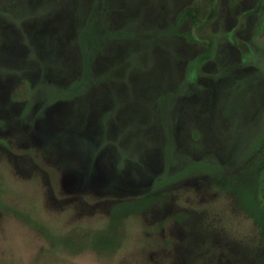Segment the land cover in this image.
<instances>
[{
  "label": "flooded vegetation",
  "instance_id": "af4514ba",
  "mask_svg": "<svg viewBox=\"0 0 264 264\" xmlns=\"http://www.w3.org/2000/svg\"><path fill=\"white\" fill-rule=\"evenodd\" d=\"M34 1H38L37 8L33 7ZM207 1L213 6V12L220 10L222 0ZM237 1L240 4H234L236 11L231 9V12L237 13L239 8L240 12H243L241 6L245 7L251 3L264 5V0ZM43 2L45 0H8V4L0 2V34L13 37L15 46L11 44L9 49L22 64L16 69L11 68L12 71L15 74L20 71L19 74L22 76H30L37 72L39 82L43 86L41 91L29 96L27 102L35 104L27 107L21 115L13 113L16 105L8 94L0 96V135L9 138H0V150L8 151L12 144L18 147L34 139L40 141L42 145L58 146L61 162L68 165L57 180L63 196L60 201L62 208L66 209L83 197L91 195L96 202L92 205L86 204L87 210L90 214L101 211L108 221L107 229H111L108 232L114 233V230L118 232L120 227H123L124 221L130 216L148 210L156 204L168 203L182 187H200L199 184L205 181L208 188L215 184L231 194L235 203L242 209L239 200H236L235 192L230 190L232 180L230 176H242L244 173L247 174V171L257 177L255 189L258 190L257 195L260 198L264 181V98L255 102L252 114L250 113L248 122H245L239 138L228 147L218 141L214 142L213 150L207 151L210 156H207L204 165L199 163L202 161L201 158L192 155L194 144L191 143L198 142L196 139L200 136L201 127H205L203 129L207 131L206 133H215V138H222L229 126L231 100L234 93L245 84L246 79L243 78L245 73L251 76L253 84L264 81V45L253 44L255 38L264 34V14L258 21L252 45L246 40H241L244 39L241 31L239 34H218L206 43L205 51L187 63L183 61L186 55L184 45L192 44L196 39L191 31L178 34V28L183 22H191L197 24L198 28L201 27L197 16L199 8L195 6L184 9L175 17L173 25L168 30H162L159 24L162 14L160 8L157 10L154 6V14L145 13L142 8H133V3L125 0L128 17L121 30L111 27L110 11L106 14V26L113 30L112 34L126 30L128 23L133 22L131 20L133 17H138L139 20L145 14L144 21L148 29L145 37L152 51L156 49V42L164 39L172 41L181 38L186 43L179 40L181 45L179 49L174 50L166 43L163 47L167 51L157 47L161 51L159 53L169 57L166 62L160 61L157 68L155 66L148 68L145 64V67H136L132 60V52L119 45L106 53L103 52L108 55L114 52L120 54L111 56L103 67H99L98 64L103 53L98 55L94 53L91 71L99 76L98 79L104 77L106 73L108 75L111 72L112 76L118 72L125 80L121 77L123 81L118 84L115 80L121 79L120 76L114 78L115 80L100 79L93 93L87 95L85 99L73 101L50 97V82H56L51 75L45 76L39 68L31 73L22 71L27 67L38 66L34 57L28 61L18 57L17 50L21 46L30 49L24 40L21 42L24 34L28 32L42 39L48 37L56 39L58 35H64L63 29L51 28L49 23L51 17L64 12V9L50 14L36 13ZM21 5H24L25 9L20 7ZM237 5H240L238 9ZM151 6L153 4L147 7ZM221 10L231 14L225 5ZM219 39L226 40L230 45L228 48L235 49L236 57L233 58L228 52L224 53L222 62L219 61L222 67L220 73L216 77H203L201 71L214 58ZM1 48L2 41L0 54ZM145 53L141 55L142 61ZM158 58L163 60L162 57ZM77 63L76 61L74 64L75 68ZM0 64L7 65L1 61ZM178 66L181 68L178 69ZM77 67L79 68V64ZM75 68L73 69L75 76L70 81L85 73L84 62L81 74L79 71L75 72ZM2 70L6 69L0 68L1 74ZM65 79H59V85ZM100 95L104 97V102L100 101V108L95 109ZM162 100L175 104V114L170 117L163 115L165 121L162 119L163 116L154 115L155 102ZM194 117L200 119L202 124L193 125ZM14 126L20 128L16 129ZM164 126L169 130L167 135L164 133ZM187 145H191L190 149ZM181 151H186L185 155H192V161L178 168L170 164L169 159L171 155L177 156ZM8 153L11 155L9 151ZM218 165L224 168L216 167ZM199 166H204L205 169H200ZM170 190H174L172 194ZM261 202L260 199V205L264 208ZM172 215L183 236L179 264H197L203 255L199 250L201 246L212 241L210 236L214 230L213 227L209 228L211 225L207 223L209 218L206 211L177 209ZM249 217L255 225L256 234L252 241L256 243L251 253L243 254L242 251H238V255L237 252L240 257L238 263L264 264V232L260 234L259 223L250 213ZM106 235L107 233L105 239ZM95 236L96 234H92L90 237ZM113 237L111 239L113 242L107 243L109 248L107 244L103 246L107 249L117 247L119 239Z\"/></svg>",
  "mask_w": 264,
  "mask_h": 264
},
{
  "label": "rangeland",
  "instance_id": "374dc122",
  "mask_svg": "<svg viewBox=\"0 0 264 264\" xmlns=\"http://www.w3.org/2000/svg\"><path fill=\"white\" fill-rule=\"evenodd\" d=\"M0 2L8 4V0H0ZM129 2L133 3V8H142L143 12L150 14H154V6L157 10L160 8L162 14L159 24L162 30H168L173 25L175 17L184 9L195 6L199 8L197 16L201 27L198 28L197 24L191 22H183L178 28V34L191 31L196 39L192 44H187L185 40L179 38L186 43L184 45L186 55H183L185 57L183 61L187 63L205 51L206 43L218 34H239L241 31L243 34H240L244 35V39L241 40H246L252 45L251 41L255 36L258 21L264 14V5L252 3L245 7L241 6L243 12H240V8L238 9L240 5H237L236 13L233 5L240 4L237 0H222L220 10L217 12H213V6L207 0H129ZM33 4L34 8L39 6L38 1H34ZM150 4H153L152 9L147 7ZM223 4L231 14L221 10L224 8ZM42 5L36 12L41 15L64 9V12L49 20L51 28L64 30V37L58 35L56 39L52 37L42 39L27 32L21 42L24 40L30 49L21 46L17 51L18 57L23 61H28L31 57L37 59L38 66L24 68L23 72L31 73L39 68L45 76L51 75L54 78L56 82H50L49 85L50 97L79 101L96 90L100 79L115 80L114 78L119 76L123 78L118 72L112 76L110 72L98 79L99 76L91 71L94 53L96 55L106 53L119 45L132 52V60L136 67L147 65L148 68L154 66L157 68L160 61L166 62L169 58L159 53L161 52L159 48L167 51L163 47L166 43L172 50L179 49L181 45L178 39L172 41L164 39L156 42V49L152 51L145 37L148 32L144 21L145 14L139 20L138 17H133L131 19L133 22L128 23L126 30L112 34L113 30L106 26V14L110 11L111 27L121 30L128 17L125 0H45ZM20 7L25 9L24 5ZM231 9H235L236 14L231 12ZM112 35L115 37L113 38ZM1 41L0 61L7 65L0 64V68L6 69L2 70V74L0 73L2 75L0 96L4 97L8 94L16 105L13 113L21 115L27 107L35 104V102H27L29 96L41 91L43 86L39 82L37 72L30 76H22L19 74L20 71H17L18 74L12 71L11 68L16 69L22 65L20 59L17 60L9 49L11 44L15 46V41L7 34H0ZM254 43L263 46L264 34L255 38ZM228 46L230 45L226 40H218L214 58L201 71L203 77H216L220 73L222 67L219 61L222 62L224 53L228 52L233 58L236 57L235 49ZM252 48L255 49L254 46ZM144 52L146 53L143 62L141 55ZM104 53L98 60L99 67H103L102 65L111 56L120 55L117 52L109 55ZM76 61L79 68L77 64L76 68L74 67ZM83 62L85 73L78 77L79 79L70 81L75 76L74 68L75 72L79 71L81 74ZM180 68L181 66H178V69ZM5 78L8 79L4 80ZM62 78L67 79L59 85L58 81ZM122 78L115 81L120 84ZM243 78L246 79L245 84L234 93L231 100L229 126L221 140L215 138V133H206L207 131L203 129L205 127H201L200 136L196 134L197 137L199 136L196 139L198 142L191 143L194 144L192 155L202 159L199 161L200 165H204L203 163L207 161V156H210L207 151L213 150L214 142L218 141L228 147L239 138L245 122H248L250 113L252 114L255 102L264 98V81L253 84L251 76L247 73ZM97 101L99 102L95 109L100 108V101L104 102V97L100 95ZM155 104V116L170 117L175 114L174 102L162 100ZM162 119L164 120L165 117L163 116ZM200 124L202 121L194 117L193 125ZM14 127L18 129L19 126ZM164 129L167 135L169 130L165 126ZM0 138L8 137L0 135ZM187 147L190 149L191 145ZM8 149L13 157L7 150H0V264H179L180 243L183 236L172 219V214L177 209L205 210L209 218L207 223L211 225L209 228H214L210 236L212 241L201 246L199 250L203 255L198 259L197 264H239L238 251H242L243 254L251 253L256 243L252 241L256 231L249 213L259 223L258 232L260 234L264 232V208L260 205L261 199V204L264 206V181L259 198L258 190L255 189L257 177L249 171L242 176H230L232 179L230 190L235 192L236 200H239L242 209L235 203L234 197L223 188L215 184H211L208 188L207 182L203 181L199 184L200 187H182L168 203L156 204L148 210L130 216L118 232L114 230V233H111L108 232L111 229H107L108 221L101 211L90 214L87 210L86 204L92 205L96 202L91 195L83 197L66 209L60 206L63 196L57 180L68 165L61 162L58 146L42 145L40 141L34 139L18 147L12 144ZM185 153L186 151H181L177 156L171 155L170 164L178 168L187 165L186 162L192 161V155ZM216 167L224 168L222 165ZM199 168L205 169L204 166ZM170 191L172 194L174 190ZM92 234L96 236L91 238ZM113 236L118 237L119 245L107 249L108 244L113 242L111 240ZM105 244L107 248L103 246Z\"/></svg>",
  "mask_w": 264,
  "mask_h": 264
}]
</instances>
